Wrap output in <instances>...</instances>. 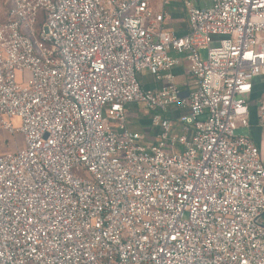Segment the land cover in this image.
Returning a JSON list of instances; mask_svg holds the SVG:
<instances>
[{"label":"built area","instance_id":"obj_1","mask_svg":"<svg viewBox=\"0 0 264 264\" xmlns=\"http://www.w3.org/2000/svg\"><path fill=\"white\" fill-rule=\"evenodd\" d=\"M180 1L0 0V264H264V0Z\"/></svg>","mask_w":264,"mask_h":264},{"label":"rangeland","instance_id":"obj_2","mask_svg":"<svg viewBox=\"0 0 264 264\" xmlns=\"http://www.w3.org/2000/svg\"><path fill=\"white\" fill-rule=\"evenodd\" d=\"M199 7L200 8H206V9L211 8L212 7L211 0H199ZM152 9L155 11H159V9H160L159 0H154V2L152 4ZM166 10L173 14V16L175 17V20H177V18L182 17L181 1L180 0H172L171 5L168 6L166 8ZM178 22H180V21L177 20L175 23H178ZM175 28L179 29V24H176ZM140 75H142V77ZM140 75H139L140 81L144 82L143 76H145L146 73H142ZM263 79H264V76L258 78L259 81H257V83H258L257 89L259 90V92H257L254 95L253 100H251L252 106H258V104L256 102H258L260 100H264V81H263ZM150 81L153 83V79L151 77H150ZM127 112H128V120H129L131 128L133 130L141 132L142 135H144V137L150 138L154 133L152 131V127L150 124L151 113H149V111H147V109H145L144 106L141 104H129V105H127ZM14 123H15V125H17L18 120H15ZM238 133H241V129H239L237 131V134ZM4 143L6 144L5 149H4L5 151L2 152L0 150V152L2 154H5V153L11 152V151H15L17 144H18L20 149H23L25 147L24 138L22 135H17L16 137H12L0 129V149L3 148L2 145H4Z\"/></svg>","mask_w":264,"mask_h":264},{"label":"crops","instance_id":"obj_3","mask_svg":"<svg viewBox=\"0 0 264 264\" xmlns=\"http://www.w3.org/2000/svg\"><path fill=\"white\" fill-rule=\"evenodd\" d=\"M186 29V25L184 24H180L179 25V29L180 32L184 31ZM187 62L183 61V65L179 68H176L174 70V74L176 75V80L178 82V84L182 87V89L184 90V92L189 91V89L191 88V79L189 78V76L187 75ZM142 74V73H141ZM140 75V74H139ZM142 77V75H140ZM150 77L147 73L145 76H143V86L145 88H152L154 87V84L150 81ZM262 79V78H261ZM260 80V79H259ZM258 78L255 80V85H254V93L251 96L250 99V118H249V127L248 128H242L241 129V135H247L249 136L253 142L256 144V146L260 149L261 151V155L262 158L264 160V121L261 120L260 118V105L262 103H264V100H260L258 102H256L258 104V106H252L251 105V100H253L254 95L259 92V90L257 89V81H259ZM264 81V79H263ZM5 143L2 149H0L2 152L5 151ZM262 224L264 225V215L261 218Z\"/></svg>","mask_w":264,"mask_h":264}]
</instances>
